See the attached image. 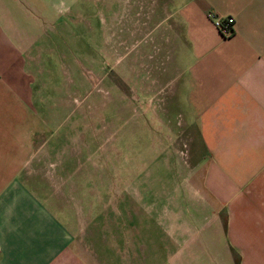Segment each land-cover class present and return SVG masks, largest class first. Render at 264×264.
<instances>
[{
  "label": "crops",
  "instance_id": "0c3cea01",
  "mask_svg": "<svg viewBox=\"0 0 264 264\" xmlns=\"http://www.w3.org/2000/svg\"><path fill=\"white\" fill-rule=\"evenodd\" d=\"M104 1L117 8L116 61L132 55L123 82L132 75L149 107L169 88L167 106L195 126L199 188L223 216L210 248L227 253L223 264H264V0ZM71 6L0 0V264H87L72 248L71 229L32 190L43 182L31 178L43 171L39 157L59 164L72 155L62 142L72 141V83L63 79L64 66L72 67L62 66L63 53L96 61L69 38L39 34L27 11ZM224 17L234 21L227 37L212 25Z\"/></svg>",
  "mask_w": 264,
  "mask_h": 264
},
{
  "label": "rangeland",
  "instance_id": "374dc122",
  "mask_svg": "<svg viewBox=\"0 0 264 264\" xmlns=\"http://www.w3.org/2000/svg\"><path fill=\"white\" fill-rule=\"evenodd\" d=\"M116 9L107 10L104 0H72L57 15L27 11L39 34L69 38L71 48L96 61L84 63L74 49L62 52V66L72 67L64 66L63 78L72 93L62 92L72 100V141L62 142L72 155L59 164L56 156L39 157L43 171L31 178L43 183L32 190L71 229L72 248L87 264H223L227 253L210 248L223 216L199 188L195 126L167 106L169 88L149 107L132 75L123 82L132 55L116 61L110 27ZM85 70L97 77L95 88Z\"/></svg>",
  "mask_w": 264,
  "mask_h": 264
},
{
  "label": "built area",
  "instance_id": "2783aa9c",
  "mask_svg": "<svg viewBox=\"0 0 264 264\" xmlns=\"http://www.w3.org/2000/svg\"><path fill=\"white\" fill-rule=\"evenodd\" d=\"M213 27L220 33L221 36L227 37L232 34V29L234 25V21L231 17H224V18H214L212 20ZM83 77L88 80L91 84V87H96V84L93 86L90 77L93 75L89 71L85 70L83 72ZM98 84V83H97Z\"/></svg>",
  "mask_w": 264,
  "mask_h": 264
},
{
  "label": "bare ground",
  "instance_id": "6f19581e",
  "mask_svg": "<svg viewBox=\"0 0 264 264\" xmlns=\"http://www.w3.org/2000/svg\"><path fill=\"white\" fill-rule=\"evenodd\" d=\"M95 79H96V77L94 76V75H92L91 77H90V81H91V83H92V85L94 86L96 83H95ZM98 80V79H97ZM97 85V84H96Z\"/></svg>",
  "mask_w": 264,
  "mask_h": 264
}]
</instances>
